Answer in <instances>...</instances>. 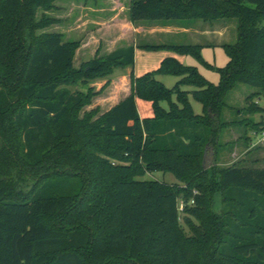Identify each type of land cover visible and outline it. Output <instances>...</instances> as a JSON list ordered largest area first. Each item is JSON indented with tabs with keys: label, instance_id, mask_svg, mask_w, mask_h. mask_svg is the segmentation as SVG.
Returning a JSON list of instances; mask_svg holds the SVG:
<instances>
[{
	"label": "trees",
	"instance_id": "trees-1",
	"mask_svg": "<svg viewBox=\"0 0 264 264\" xmlns=\"http://www.w3.org/2000/svg\"><path fill=\"white\" fill-rule=\"evenodd\" d=\"M58 1L0 0V264H264V168L203 166L229 93L239 84L259 91L251 98L264 93V0H131L133 24L237 19L218 85L174 57L136 77L133 45L76 68L80 42L48 32L62 23L50 14ZM145 47L202 59L200 45ZM118 68L132 69L131 94L85 111ZM160 74L179 78L175 88ZM102 80L99 92L72 90ZM137 99L152 117H140ZM154 172L178 183L142 179Z\"/></svg>",
	"mask_w": 264,
	"mask_h": 264
},
{
	"label": "rangeland",
	"instance_id": "rangeland-1",
	"mask_svg": "<svg viewBox=\"0 0 264 264\" xmlns=\"http://www.w3.org/2000/svg\"><path fill=\"white\" fill-rule=\"evenodd\" d=\"M65 1V0H63ZM71 1V0H70ZM74 4H80L82 0H72ZM68 2V1H67ZM67 2H57L61 10L50 13L53 17H60L62 25L52 26L48 29V32H54L55 30L67 31L65 35L66 40H78L80 34L74 33L69 35L70 18L69 12L71 5ZM91 2V1H90ZM81 9V8H80ZM157 23V24H156ZM160 22H142V26L145 28L146 34L156 33L161 28ZM169 23L167 29H179L185 27L189 30V33H176L174 35H161L147 34L146 37L138 40L139 46L136 47V60L134 66V74L136 77L145 76L148 73H155L161 66L162 61L167 57H174L180 63L185 66L197 68L200 74L214 85H218L220 82V74L218 69L225 68L229 62V57L224 49L225 44L234 45L238 41V26L239 21L237 19L221 18V19H188V20H171L165 21ZM155 32H152L154 31ZM71 38V39H70ZM164 42L165 44H162ZM210 44V45H209ZM173 46V45H200L203 46L201 51L202 59H198L192 55H183L169 48L150 49L145 46ZM209 45V46H208ZM80 46L75 52V67L80 68L79 59ZM102 51H99L97 55H101ZM96 55V56H97ZM95 56V57H96ZM122 68L115 70L113 78H117L120 73H123ZM159 81L169 89H174L179 78L160 74L156 77ZM103 81V80H102ZM105 86V85H104ZM103 86V87H104ZM93 87L96 92H99L103 87L100 85L88 86L82 83H78L72 90H80L87 93ZM130 86H126L123 95L120 96L121 91L113 89L110 83L99 95L93 98L92 103L87 105L84 110L91 111L95 108L93 106L96 102L102 100L111 95L122 98L126 92H129ZM184 90L192 91L191 87H184ZM114 92H112V91ZM259 91L248 85L239 84L233 91L229 93L226 99V108L221 115V121L224 123L219 137L215 138L213 142L205 147L207 148L209 163L211 167L218 169H227L232 167L239 168H264V140L260 137V132L255 131L254 124L264 122V93L260 96L250 97L258 93ZM249 97L252 101H249ZM176 95L172 96V102H176ZM189 102L192 110L197 115L203 114V106L192 96L189 95ZM255 103L252 105L251 103ZM141 113L144 117H152L153 111L151 105L145 101H138ZM166 109L169 108V102L165 101L162 104ZM94 107V108H93ZM259 107V108H258ZM256 110V111H255ZM204 149V152H205ZM204 158V153H203ZM213 158V160H211ZM212 172L209 173L211 175ZM142 179L144 180H156L165 182L168 184L178 183L177 179L171 173L154 172L147 174ZM29 183V184H28ZM27 184L30 186V181ZM26 188V186H25ZM28 188V186H27ZM212 212L220 213L222 208V196L220 192H216L212 198ZM183 205V201H180V205Z\"/></svg>",
	"mask_w": 264,
	"mask_h": 264
},
{
	"label": "crops",
	"instance_id": "crops-1",
	"mask_svg": "<svg viewBox=\"0 0 264 264\" xmlns=\"http://www.w3.org/2000/svg\"><path fill=\"white\" fill-rule=\"evenodd\" d=\"M82 1L83 2L80 4H74L72 0H60V2L62 3L67 2L69 5H71V10L69 12V35L74 33L80 34V37L77 38L78 40H75L81 43V48L78 51L80 54L79 59L81 60L79 66L94 59L99 51H102L101 55H107L121 47L133 45L136 48L140 45L138 44V40H140V38H142L143 36L146 37L147 34H154L151 32L146 34V30L142 26V22L137 24H133L132 22H130L128 18V10L131 0H97L95 2H90V0ZM59 6L60 5H58V7ZM59 10H61V7H59ZM57 18L60 19V17ZM62 24L63 23L58 24V26ZM159 24L161 25V28H159L155 33L159 36L165 34L174 35L177 33L179 35L180 33H189V30L185 27H180L179 29L172 30L166 28L169 23H165V21H162V23ZM54 32L62 33L64 35H66L67 33V31L62 30H55ZM152 32H155V30ZM162 44L165 43L162 42ZM131 72L132 69L128 68L124 70L123 73H120L117 78L111 79L113 89L116 88L118 89V91H121L122 89L120 96L123 95V91H125L127 85L130 86L128 93L126 92V94L122 98H120L119 94L118 96L114 97L111 95L112 93H110L108 97L102 98V100L96 102L93 106H95V108H100L101 113H104L127 98L131 94ZM106 83L107 80H103L95 83V85H100L103 87ZM92 86H94V84H92ZM138 101H140V99H137L139 115L141 118H146L141 113ZM149 105L151 104L149 103Z\"/></svg>",
	"mask_w": 264,
	"mask_h": 264
},
{
	"label": "water",
	"instance_id": "water-1",
	"mask_svg": "<svg viewBox=\"0 0 264 264\" xmlns=\"http://www.w3.org/2000/svg\"><path fill=\"white\" fill-rule=\"evenodd\" d=\"M210 158L208 157L207 148L204 152V159H203V166L205 169H209L211 167V164L209 163ZM213 160V158H211Z\"/></svg>",
	"mask_w": 264,
	"mask_h": 264
},
{
	"label": "built area",
	"instance_id": "built-area-1",
	"mask_svg": "<svg viewBox=\"0 0 264 264\" xmlns=\"http://www.w3.org/2000/svg\"><path fill=\"white\" fill-rule=\"evenodd\" d=\"M260 137L262 138V140H264V131L260 134ZM179 209L180 211H183L184 207L182 204L180 205Z\"/></svg>",
	"mask_w": 264,
	"mask_h": 264
}]
</instances>
